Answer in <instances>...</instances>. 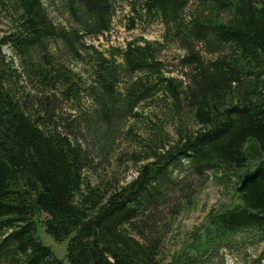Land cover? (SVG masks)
<instances>
[{
	"label": "trees",
	"instance_id": "1",
	"mask_svg": "<svg viewBox=\"0 0 264 264\" xmlns=\"http://www.w3.org/2000/svg\"><path fill=\"white\" fill-rule=\"evenodd\" d=\"M140 2L168 33L173 29V40L180 37L190 51L183 61L191 68L186 79L165 74L158 42L131 41L118 53L95 49L88 71L93 84L86 88L93 102L87 108L105 123L124 97L131 113L140 105L147 110L133 140L145 153L139 161L147 162L122 184L86 179L90 154L59 118L78 119L61 107L83 99L88 76L57 62L51 51L59 41L93 48L87 38L110 31L115 0H50L66 19L61 22L53 20L44 0H0L12 24L0 36V260L162 264L163 240L151 239L136 224H147L143 215L164 202L177 174L203 178L217 168L222 180L230 173L242 183L254 163L262 168L238 193L240 203L208 216L203 245L247 229L264 240V0ZM132 73L138 77L124 91V75ZM170 123L177 138L167 130ZM41 214L55 240L69 239L67 263L39 238L35 217Z\"/></svg>",
	"mask_w": 264,
	"mask_h": 264
},
{
	"label": "rangeland",
	"instance_id": "2",
	"mask_svg": "<svg viewBox=\"0 0 264 264\" xmlns=\"http://www.w3.org/2000/svg\"><path fill=\"white\" fill-rule=\"evenodd\" d=\"M140 1L115 0V14L110 31L101 36L87 38L86 44L93 48L83 50L80 49V45L76 41L72 43L73 45L68 44V46L59 41L51 47L53 58L62 65L70 66L88 76V71L93 64L95 49L100 52L108 50L113 52L114 50L115 53H118L121 49L124 50L131 41L141 46L148 41L158 42L162 49L159 60L164 64V73L168 76L179 78L183 76L184 78L183 74H186L191 68L190 63L183 61L190 53L189 49L181 46L183 43L179 41L180 37L177 38L178 40L171 38L174 34L172 28L168 33L165 25L159 19L145 14ZM44 2L49 8L53 20L66 21L64 17H61L58 6L50 7V0H44ZM192 9L193 7H189L186 10L187 14ZM8 18V15L0 9V36L12 27ZM68 23L69 21H67ZM177 34L180 35V31H177ZM193 43L196 44L193 41L191 45H194ZM2 50L8 58L16 59L14 52L9 48L3 47ZM117 61L120 62L118 57ZM138 74L141 73L138 72ZM138 74H125L120 87L126 91ZM26 84L29 89L33 87H30L32 81L29 78L26 79ZM89 84L92 86L93 82L88 76L84 84V91L80 95L83 99L75 102L73 106H70L68 101L64 102L61 107L64 112L69 113V116L76 114L78 119L75 122H70L66 118L63 121L59 118V121L66 133L71 135L72 140L81 144L83 149L90 154L91 167L85 171L87 180L92 182L121 180L122 184L127 183L135 177L137 167L147 162L146 160L139 161L140 157L145 156V153L139 148L136 149L137 144L133 141L136 134L143 130L141 123H143L144 112L147 110L144 105H140L131 113L130 107H127L129 98L124 97L118 107L119 112L110 115L108 118L111 119L105 123L94 109L87 108L93 102L90 91L88 92L86 89ZM57 88H61V85L58 84ZM57 96H59L58 93ZM160 112L163 115L160 119H165L161 109ZM135 114H138L139 117L134 116ZM189 125L191 126L190 123H187L186 126ZM176 128L171 123L167 126L170 135L175 138H177ZM96 132L103 135L102 139L96 136ZM256 168L257 164L254 163L249 172ZM213 170L203 178L193 176L189 171L178 173L179 175L177 174L175 183L168 191L164 202L160 201L161 204L157 208L154 207L146 215H143L142 220L147 221V224H136L140 230L147 232L146 234L150 235L151 239L163 240L161 242L163 250L160 255L162 264H264V240L254 229L244 230L234 235V239L228 238L217 244L204 247L203 241L205 240L208 216L211 213L233 209L240 203L237 189L241 183L238 182V176L228 173L222 180L221 171L217 168ZM44 218V214L35 217L39 238L52 249L58 258L67 262L69 239L62 242L56 241L46 231ZM14 262L12 263L15 264ZM10 263L0 260V264Z\"/></svg>",
	"mask_w": 264,
	"mask_h": 264
},
{
	"label": "water",
	"instance_id": "3",
	"mask_svg": "<svg viewBox=\"0 0 264 264\" xmlns=\"http://www.w3.org/2000/svg\"><path fill=\"white\" fill-rule=\"evenodd\" d=\"M261 168H262V164H260L254 171L247 173L244 176L242 184L238 188V191H242L248 182L253 181L257 177V175L259 174Z\"/></svg>",
	"mask_w": 264,
	"mask_h": 264
},
{
	"label": "bare ground",
	"instance_id": "4",
	"mask_svg": "<svg viewBox=\"0 0 264 264\" xmlns=\"http://www.w3.org/2000/svg\"><path fill=\"white\" fill-rule=\"evenodd\" d=\"M183 54V53H182ZM259 74V73H258Z\"/></svg>",
	"mask_w": 264,
	"mask_h": 264
}]
</instances>
